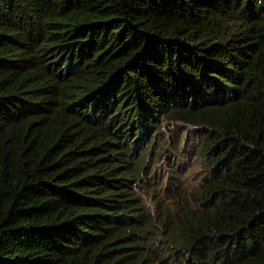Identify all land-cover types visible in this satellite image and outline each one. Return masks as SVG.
Here are the masks:
<instances>
[{
	"label": "trees",
	"instance_id": "trees-1",
	"mask_svg": "<svg viewBox=\"0 0 264 264\" xmlns=\"http://www.w3.org/2000/svg\"><path fill=\"white\" fill-rule=\"evenodd\" d=\"M0 264H264V0H0Z\"/></svg>",
	"mask_w": 264,
	"mask_h": 264
},
{
	"label": "rangeland",
	"instance_id": "rangeland-1",
	"mask_svg": "<svg viewBox=\"0 0 264 264\" xmlns=\"http://www.w3.org/2000/svg\"><path fill=\"white\" fill-rule=\"evenodd\" d=\"M190 130H188V132H189ZM199 138V136H197V135H195V134H193V135H191L190 136V139H189V142H188V144L186 145V150H187V153H188V156L190 157V156H192L193 154H191V152H193V147H194V145H195V142L197 141V139ZM171 159H168V162H169V160H172V157H170ZM188 159L189 158H187L184 162H188ZM195 161H196V159H195ZM173 162H174V164H176V165H178V164H182L183 163V160H180V159H176L175 158V160H173ZM197 176V175H196Z\"/></svg>",
	"mask_w": 264,
	"mask_h": 264
}]
</instances>
